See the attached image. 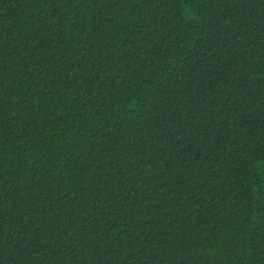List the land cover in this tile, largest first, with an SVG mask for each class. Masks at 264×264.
<instances>
[{"label":"trees","instance_id":"16d2710c","mask_svg":"<svg viewBox=\"0 0 264 264\" xmlns=\"http://www.w3.org/2000/svg\"><path fill=\"white\" fill-rule=\"evenodd\" d=\"M0 264H264V0H0Z\"/></svg>","mask_w":264,"mask_h":264}]
</instances>
